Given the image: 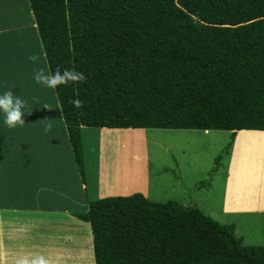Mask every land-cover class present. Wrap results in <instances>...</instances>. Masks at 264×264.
<instances>
[{"label":"trees","instance_id":"16d2710c","mask_svg":"<svg viewBox=\"0 0 264 264\" xmlns=\"http://www.w3.org/2000/svg\"><path fill=\"white\" fill-rule=\"evenodd\" d=\"M28 2L48 71L86 77L54 90L83 184L84 127L264 131V0ZM72 215L91 264H264V245L193 206L135 192Z\"/></svg>","mask_w":264,"mask_h":264},{"label":"rangeland","instance_id":"374dc122","mask_svg":"<svg viewBox=\"0 0 264 264\" xmlns=\"http://www.w3.org/2000/svg\"><path fill=\"white\" fill-rule=\"evenodd\" d=\"M21 1V4H27L26 10L31 13L28 0ZM11 3L14 0H0V8L8 5L10 9ZM13 11L9 10L11 14ZM21 17L27 23V18ZM30 18L35 23L32 13ZM18 29L0 37V62L9 51L14 53V58L20 57L15 59L13 67L22 79L17 81L23 83H15L13 94L25 99L29 106L34 102L40 105L34 104L31 112L22 116L25 119L23 127L8 129L0 125L3 144L0 149H6L11 160L31 156L36 164L35 160L52 162L55 157L65 164L67 154L73 156V152L70 143L60 134L65 126L60 109H57L55 92L33 80L35 67L48 71L36 27L23 25ZM32 53L41 57L35 65L28 59ZM43 121L53 123L48 134L43 132ZM102 130L98 132L96 128L84 127L81 131L84 185L89 200L96 198L101 181L103 188L97 198L138 192L150 201L193 206L221 224L233 225L235 236L243 243L264 245V138L263 141L255 139L264 131L244 130L239 136L241 131L232 135L231 131L225 130ZM98 134L105 136L100 139ZM238 138L242 141L239 144ZM24 149L29 152L19 153ZM53 168L51 164L50 170ZM61 202L65 203L62 199ZM1 216L0 264H15L20 256L34 254L45 256L49 264L92 263L87 246L91 233L89 235L90 227L86 223H82L84 233L79 236L57 238L47 231L35 230L29 234V239L27 232L21 233L24 241L7 248L12 244L9 243L11 238L18 236L16 229L20 226L24 229L23 218L14 213ZM23 216L28 217L27 212H23ZM67 216L70 220H77L73 215ZM54 217L59 218V215Z\"/></svg>","mask_w":264,"mask_h":264},{"label":"crops","instance_id":"0c3cea01","mask_svg":"<svg viewBox=\"0 0 264 264\" xmlns=\"http://www.w3.org/2000/svg\"><path fill=\"white\" fill-rule=\"evenodd\" d=\"M21 3V0H14V3H11L10 9L12 11L14 9L15 11V13L13 11V14L9 12L10 9L8 5L1 6L0 37L7 33L17 31V29L23 25L29 27L35 26V23H33L30 18L31 13L26 10L27 4L23 5ZM15 6L17 7L15 8ZM18 6H20V9ZM23 8H25V10H23ZM26 13L28 16H26ZM21 16L27 18V23H24ZM15 23H18V25H14ZM14 56V53L9 51L6 53L4 60L0 62V70H2V72H0V85L13 87L12 90L15 87V83L18 85L23 83L22 81H17L22 79H20L17 72L14 71ZM63 129V133L61 132L60 134H62L69 143L65 127ZM102 129H104L102 131H105L106 128ZM241 135L242 134L239 136ZM260 135V141H263L264 132H260ZM101 136L105 135L101 134ZM14 141L15 140H12L11 142ZM1 142L2 141H0V145L3 146ZM239 142L242 141L238 138V144ZM238 144H236V146H238ZM3 149L4 148L0 149V216L10 213L20 214L23 218L21 222L24 228L22 229L20 226L16 229L18 236H16V238H11L12 240L9 243L12 244L7 248L20 245V243L24 241V238L20 235L21 233L27 232L26 237L29 239V234H33L35 230H38V232L47 231L52 234L53 237H65L68 239L84 233V231L81 230L83 222L79 220H70L67 216L86 211L89 200L86 195L87 189L80 179L74 157L68 153L65 164L55 157L52 162L46 160L50 162L49 164L43 160L44 163L35 160L36 164H33L31 156L17 157L11 160L10 157L7 156V150L5 149L3 151ZM24 152L27 154L29 150L24 149L19 151L21 154H24ZM51 164L55 167L52 170H50ZM64 173L65 175H63ZM102 185L103 183L100 181L99 187L103 188ZM100 188H98V192H100ZM13 191H15V193H13ZM97 195L96 198L98 197ZM61 199L65 203H62ZM22 211L27 212L28 217H24ZM55 215H59V218H55ZM86 224L88 225V223ZM73 227L75 230L72 229ZM49 239H51L50 236ZM88 243L89 245L87 246L90 247L91 236H89ZM33 244L37 245L36 242H33ZM90 254L91 252L89 249V255Z\"/></svg>","mask_w":264,"mask_h":264},{"label":"clouds","instance_id":"9594fccd","mask_svg":"<svg viewBox=\"0 0 264 264\" xmlns=\"http://www.w3.org/2000/svg\"><path fill=\"white\" fill-rule=\"evenodd\" d=\"M28 59L35 65L41 57L36 53H32L28 56ZM33 80L45 88L55 90L61 85L85 81L86 77L83 73L70 69L63 71L58 69L52 72L42 67H35L33 69ZM12 88L0 85V125L8 129L23 127L25 125V119L22 116L30 113L34 104L40 105L34 102L29 106L25 99H22L18 94H13ZM72 103L76 108L81 106L79 100H74ZM44 107L49 108L47 105H44ZM57 109H60L59 105ZM42 123L43 132L48 134L53 127L52 121H43ZM15 264H49V261L41 254L22 255L15 261Z\"/></svg>","mask_w":264,"mask_h":264},{"label":"bare ground","instance_id":"6f19581e","mask_svg":"<svg viewBox=\"0 0 264 264\" xmlns=\"http://www.w3.org/2000/svg\"><path fill=\"white\" fill-rule=\"evenodd\" d=\"M19 58H20V57H19ZM19 58H18V57H15V59H17V60H19ZM38 65H39V63H38ZM32 67H33V66H32ZM32 67H31V68H32ZM25 68H26V67H25ZM29 69H30V68H29ZM101 130H102V129H101ZM240 133H242V132H240ZM253 133H254V132H253ZM123 134H124V133H123ZM257 134H258V133H257ZM250 135H251V134H250ZM246 136H248V134H247ZM252 136H253V135H252ZM252 136H250V137H252ZM260 136H261V135H259L258 138H255V139H259V140H260V139H261ZM250 137H249V138H250ZM107 138H109V136H108ZM252 138H253V137H252ZM126 139H127V138H126ZM250 140H251V139H250ZM252 141H254V139H253ZM255 141H256V140H255ZM249 142H250V141H248V143H249Z\"/></svg>","mask_w":264,"mask_h":264}]
</instances>
